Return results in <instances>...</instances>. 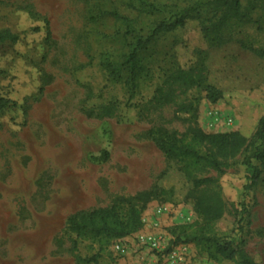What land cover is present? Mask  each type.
Instances as JSON below:
<instances>
[{"label":"rangeland","instance_id":"374dc122","mask_svg":"<svg viewBox=\"0 0 264 264\" xmlns=\"http://www.w3.org/2000/svg\"><path fill=\"white\" fill-rule=\"evenodd\" d=\"M197 1L0 0V264H236L184 242L207 233L240 235L264 264V163L244 199V154L196 138L239 132L249 142L264 117V0H243L240 15L209 6L152 36ZM208 86L225 99L211 103ZM159 131L221 171L167 159ZM201 179L214 183L196 188ZM131 198L137 233L100 244L64 230L79 211Z\"/></svg>","mask_w":264,"mask_h":264},{"label":"trees","instance_id":"16d2710c","mask_svg":"<svg viewBox=\"0 0 264 264\" xmlns=\"http://www.w3.org/2000/svg\"><path fill=\"white\" fill-rule=\"evenodd\" d=\"M243 0H198L192 6L170 16L168 19L161 21L154 29L152 36L155 37L163 32L171 31L179 27H184L188 20L194 19L201 15L202 11L209 6H225L241 14ZM16 39L15 37H12ZM144 43L140 42L139 46ZM137 53L131 54L132 63L137 61ZM207 99L211 103H218L225 99V93L219 89L208 86ZM154 142L169 160H192L196 164L206 161L216 170L221 171L220 164L215 157L205 158L190 145L183 144L176 136L166 135L159 131L158 136L151 134ZM196 138L200 143H207L220 152L238 155L244 154L242 166L245 170L246 184L244 186V199L252 188L259 182L260 168L259 165L264 163V117L259 120L257 130L252 136L251 141L242 136L239 132L229 134H197ZM109 158V152L103 154L104 161ZM214 183L212 179L195 180L196 188H201ZM239 204L238 224L241 234L243 225L249 214L248 205L245 200ZM222 214L217 213L213 220H219ZM143 227L142 210L138 207L135 198L119 199L111 207L100 208L92 211H79L71 215L66 222L65 229L67 232L75 234L78 239L97 241L100 244H106L112 240L122 239L137 233ZM179 240V239H178ZM184 242H191L197 246L207 248L212 253V258L232 261L236 264H255L248 256L245 250V241L238 235L236 238H224L216 235H195L189 237ZM77 246V241L74 243ZM99 255L89 259L81 256L76 257V264L97 263Z\"/></svg>","mask_w":264,"mask_h":264}]
</instances>
